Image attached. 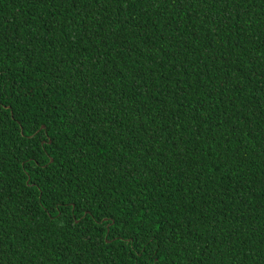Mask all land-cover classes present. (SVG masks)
Masks as SVG:
<instances>
[{"label":"trees","instance_id":"obj_1","mask_svg":"<svg viewBox=\"0 0 264 264\" xmlns=\"http://www.w3.org/2000/svg\"><path fill=\"white\" fill-rule=\"evenodd\" d=\"M0 264H264V0H0Z\"/></svg>","mask_w":264,"mask_h":264},{"label":"water","instance_id":"obj_2","mask_svg":"<svg viewBox=\"0 0 264 264\" xmlns=\"http://www.w3.org/2000/svg\"><path fill=\"white\" fill-rule=\"evenodd\" d=\"M105 220H107V219H105Z\"/></svg>","mask_w":264,"mask_h":264}]
</instances>
